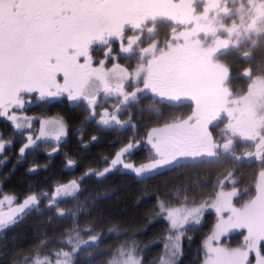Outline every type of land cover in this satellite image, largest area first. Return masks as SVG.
<instances>
[{"label": "snow or ice", "instance_id": "snow-or-ice-1", "mask_svg": "<svg viewBox=\"0 0 264 264\" xmlns=\"http://www.w3.org/2000/svg\"><path fill=\"white\" fill-rule=\"evenodd\" d=\"M264 0H0V120L22 137L18 162L43 148L51 158L69 127L63 117H33L27 108L53 99L81 108L98 131L137 129V113L158 118L144 137L133 135L103 168L89 166L79 179L29 190L20 196L0 188V233L34 213H48L75 227L58 238L41 237L23 264H144L142 249L120 227L107 229L118 241L105 253L104 230L79 225L88 211L64 205L79 199L84 181L117 172L152 179L164 169L195 164L251 161L258 168L253 189L241 194L235 169L220 171L207 196L196 187L154 195L155 212L168 233L158 264H178L183 238L214 211L216 223L201 244V264H264ZM234 64L236 67H234ZM238 72L239 76H234ZM246 88H235L236 80ZM147 103V107L145 104ZM164 109L173 112L164 118ZM186 109V111H181ZM34 122L39 124L33 131ZM79 143L88 147L83 132ZM97 135L90 142L98 141ZM0 134V163L13 146ZM145 159L137 162L136 150ZM77 161L66 160L73 168ZM47 164H32L36 173ZM15 167H13V171ZM229 185H231L229 187ZM239 232L242 243L224 238ZM191 240V237H188ZM22 251V250H18ZM13 264H18L13 261Z\"/></svg>", "mask_w": 264, "mask_h": 264}, {"label": "flooded vegetation", "instance_id": "flooded-vegetation-1", "mask_svg": "<svg viewBox=\"0 0 264 264\" xmlns=\"http://www.w3.org/2000/svg\"><path fill=\"white\" fill-rule=\"evenodd\" d=\"M145 107H147V103L145 104ZM181 111H186V109H182ZM172 112V109H164V118L167 119L168 116L172 114ZM27 115L33 117H63L69 127V135L61 141L59 152H57L51 158L46 156L45 150L43 148L29 152L27 157L23 158L19 162L18 159L14 158L12 155L13 161L15 160L16 162L15 164L19 165L14 166L11 164L9 168L12 174L18 172L27 175V177L37 176V178L40 179L44 185L46 184V187L44 188L48 190H50L53 185L58 182H67L70 179H79L84 170L89 166L103 168L104 164L103 160L101 159L102 157L111 156V154L117 150L121 143L126 142L127 139L133 135H136L137 138L144 137L146 135L147 129L151 126H154L158 122V118L150 115L148 112L145 111L142 115L138 112L137 116L139 118L136 121V130L101 132L98 131L94 124L83 123L86 117V113L83 109L70 106L65 101L59 99H53L47 103L33 104L27 108ZM36 126L39 128V124L34 122L33 131L38 130ZM78 130L83 132L85 141L89 142L88 147L85 148L78 142ZM6 131H12V129L5 121L0 120V134L3 136V133ZM92 135H97L99 137L98 141L95 143L90 142V137ZM20 138L22 140V137ZM15 149L16 147L14 146L12 151L14 152ZM146 155L147 154L143 150L138 149L136 150L133 158L139 162L144 160ZM68 158L77 161L75 167L68 168L66 166V160ZM32 164H40L42 166L47 164V168L45 170L43 167H41L40 171L29 174L28 168ZM13 167H15L14 171ZM51 171H54L53 175L51 174V176H49ZM162 171L163 174L166 173L167 175H173L172 177H175L174 170L164 169ZM157 177H159V175L152 179H143V182H141L142 178H137L134 176V174L129 172L113 173L100 180H97L95 177H90L84 181L79 195L83 193L85 188H87L89 191V188L92 187L91 193L94 196L104 192L102 196L107 197L110 200V198L120 193L121 187H125L127 185L129 188L138 187L142 189L144 185H147L150 181H153L152 186H155L157 184L155 182ZM120 178H125L128 180V182H120ZM109 181L113 182L112 186L114 188L109 187ZM104 183H106L108 186H104L101 189H95L93 187H96L97 185L99 187L104 185ZM172 185L174 186V180L171 182V186ZM172 189H174V187H172ZM116 192L118 193L116 194ZM22 194L23 193H18L20 196H22Z\"/></svg>", "mask_w": 264, "mask_h": 264}, {"label": "rangeland", "instance_id": "rangeland-1", "mask_svg": "<svg viewBox=\"0 0 264 264\" xmlns=\"http://www.w3.org/2000/svg\"><path fill=\"white\" fill-rule=\"evenodd\" d=\"M235 65V64H234ZM239 73L238 72H233V75L234 76H239L238 75ZM234 87L235 88H246V84L244 83V81L241 79V80H236L235 83H234ZM36 128L38 129V126H36ZM3 136L5 139H12L14 141V144L13 146L9 147L6 149L5 153L3 154L7 159H6V162L5 163H0V188L6 190L7 192H15V191H18V193H25L27 191H29L30 189L31 190H40V189H45L44 187H46V184L44 185V183H42V181L40 179L37 178V176H32V177H26V178H23V176H21V178H9L7 179L6 177L9 175L8 174V170L10 171V168L8 166V164L10 163V156H9V153L13 152L12 149L13 147L15 146L16 149L14 150L13 152V156L14 158H17L18 159V148L20 146V142H21V138L19 135H13V131H6L3 133ZM248 163L249 165V168L247 169H244L242 170V168H240V171L239 172V175L236 176V179H237V182H238V188H239V191L241 194L244 193V190L245 188H248L250 191L251 190H254L253 189V178L256 174V172L258 171V168L256 166H254L252 164L251 161H241V162H238V163ZM227 164H220L218 165L217 167H219V169H221L222 171L225 170V168H229L231 167V165L229 166H226ZM19 166V165H18ZM240 166V165H239ZM205 167H202V169L200 170H194V168L192 166H189V167H186V168H179V169H176L174 170V175L177 177L176 179H179L181 181H185L188 186H191V187H196V195L199 197V196H207L209 193L212 192V186L211 184L208 185V187H198L197 185L193 184L194 181H199V183L202 185L205 181H211V182H215V179H216V176H217V172L213 171V172H209L205 169ZM242 170V171H241ZM247 172L248 174L246 175ZM237 173V171H236ZM17 174V173H15ZM243 174V175H242ZM18 175V174H17ZM245 175V176H244ZM163 177H166V174H162ZM173 176V175H172ZM243 176V178H239ZM171 177V176H170ZM239 178V180H238ZM128 182L127 179L125 178H120V182ZM113 182L109 181V187L110 188H114L112 186ZM164 185H166V182L164 183ZM107 187L108 185L106 183H104V185H101L98 187V185L95 187L93 186L95 189L97 188H103V187ZM231 185H229L230 187ZM247 186V187H246ZM128 187V185L126 186V188ZM176 189V188H175ZM184 187H182V190L183 191ZM91 190H92V187L89 188V191L87 188H85V190L83 191V193L81 195H79V199L78 200H75V201H72L70 203H68L65 207L68 208V209H74L76 208L78 205H81V204H84L87 206V209L88 211L85 212L84 214L80 215L79 217V225L80 227H85V226H94L96 227L97 229H101L100 225L102 224L101 223V220L102 218L104 217V213L101 212V207H107L108 206V198L107 197H104L102 196L103 193L101 192L100 194L98 195H93L91 193ZM168 192V191H167ZM118 192H116L117 194ZM160 193H165V192H160ZM175 193V191H174ZM0 194H3V193H0ZM22 194V196H23ZM120 194V195H119ZM117 194L116 196L110 198V199H113V200H116V201H120L121 202V199L122 198H125L124 197V194H121V191L120 193ZM123 202V201H122ZM121 202V203H122ZM106 209V208H105ZM104 210V209H103ZM145 209H143L141 212H139V215H145ZM132 214V212H130ZM141 213V214H140ZM44 217L43 219V223H38L36 228H33L29 233L27 232H23L21 231V228H23V223L22 224H19L18 226H16L15 228L11 229L9 231V233L5 236V234H1L0 235V244L3 243L6 238L5 237H8V239L13 235H19V239H23V238H26V234H30L32 236V238L30 239L31 241L27 242L25 245H23L21 243V241L18 240L13 242L12 243V249H16V251L19 250V248L22 247V252L23 253H26L28 251L31 250V247L32 245L34 244V242H36L38 239H40L41 237L45 236V234L47 235V238L49 240H52L53 238H58L59 237V233H61L64 229H71L73 227H75V222L74 220L72 219L71 216L63 219V220H57L56 219V222L55 224H57L59 226V229H57V231L54 230V228L51 226L53 225V221H55V218H53L52 222L49 223V216H48V213L47 214H44L42 216L41 215H38L37 217ZM157 216V214H156ZM40 218V219H41ZM129 218L124 217V219H119V221L123 222L122 224H119L118 222L116 221H111V224L115 222L116 225L118 226H121L120 229H121V234H123L124 232H126L128 234V236H133L135 235L134 233H136L134 226L135 225H139L138 223L137 224H132L133 222L128 220ZM216 215H215V212L214 211H206L204 217L202 218V222L201 223H205L207 226L205 232H204V238L203 240L211 233L212 231V228L214 226V224L216 223ZM128 220V221H127ZM163 220V219H161ZM58 222V223H57ZM154 225V232L152 234H149L147 233V236H141V237H133L134 240H136L138 242V246L140 249H142L143 251L141 252L142 253H145L147 251L149 252H152V251H156V252H159L161 253L162 255V252H163V244L166 242V236H167V233H168V228H167V223L166 221L163 220V222H155V223H152ZM113 224V226H116ZM20 228V229H19ZM105 229V228H104ZM140 229V228H139ZM195 230V226L190 229L187 233L189 232H192ZM58 235V236H57ZM105 235V234H104ZM107 235V234H106ZM233 233L230 234L229 237L227 238H224V243L233 247L232 246V243L235 245L236 243V240L235 238L232 236ZM57 236V237H55ZM160 239V240H158ZM242 243V238L240 240ZM118 241L116 240V238L112 237V238H105L104 239V243L102 245V247L100 248L102 250V248H106L107 246H115V244L117 243ZM158 242V243H157ZM151 246V247H150ZM237 246V245H235ZM24 247V248H23ZM99 249V250H100ZM160 255V256H161ZM102 258V255L98 256L97 259L95 260V264H102L101 262V259ZM7 258H2L1 261L4 262L6 261ZM159 261V259H158ZM157 261V262H158ZM1 262V263H2ZM84 262V257H81V264H83ZM0 263V264H1ZM106 264V263H105ZM158 264V263H157Z\"/></svg>", "mask_w": 264, "mask_h": 264}, {"label": "trees", "instance_id": "trees-1", "mask_svg": "<svg viewBox=\"0 0 264 264\" xmlns=\"http://www.w3.org/2000/svg\"><path fill=\"white\" fill-rule=\"evenodd\" d=\"M260 47L264 48V38H261ZM234 67H236V65H234ZM12 155H13V152L9 153V156H11L10 157V163L8 164L9 167L11 166V164L14 166L18 165V164H15L16 163L15 160L13 161ZM11 162H13V163H11ZM220 164H225L223 159H221V161L216 162V163L195 164V165H192V167L194 168V170H200V169H202V167L206 166L207 169L206 168L205 169L208 171V173L213 172V171L219 173L220 171H222L221 169H219V167H217ZM229 165H231V167H229L227 169H235V171H237L236 176L239 175L238 171H240V168H242V170L249 168L248 163H244V162L242 164L236 162L234 164H227L226 166H229ZM51 172L49 173V176H51V174L53 175L54 171L52 173ZM245 173H246V175L248 174L247 172H245ZM8 174L9 175L6 177L7 179L13 178L14 176H15L14 178H21V176H23V178L27 177V175H25L23 173L17 172L18 175L12 174L9 170H8ZM164 174H166V173H164ZM176 178H177L176 176L170 177V175H167V174H166V177L159 175V177H157V180H155V182L157 183L155 186H152L153 181H150L147 185H144V187L142 189H140L138 187H132V188H129V187L126 188V186L121 187V194H124V197H125V198L121 199V202L122 201L123 202L121 203L120 201L110 199L107 207H104L105 205L103 207H101V209H102L101 212L104 213V215H103L104 217L101 220L102 224L100 225L101 226L100 228H102L104 230V234H105L104 238H109L108 234H107V229L110 226H113V224L114 225L117 224V223L115 224V222L111 224V221H116L119 224H122L123 222L119 221V219H124V217H126V216H127V218H129L128 220L133 222L132 224H137L138 222L140 223V224L138 223L139 225L134 226L135 229H133V230H135L136 233H134L135 235L130 236V237H137L138 238L141 236H147L148 232H149L148 235L152 234L154 232V230H153L154 225L152 223L163 222V220H161L160 218H158V216H156V212H155L156 200L154 199V195L157 192H167L168 191V193H174V191L175 192L177 190L181 191L182 187L188 186V184L185 181H181V180L176 179ZM239 178L241 179V178H243V176H241ZM239 178H238V180H239ZM173 180H174V186L173 185L171 186V182H173ZM165 182H166V185H164ZM172 187H174V189H172ZM14 193L18 194V191H15ZM143 209L146 210V211L144 210L145 215L141 216V215H139V212H141ZM130 212H132V214ZM44 214H42V216ZM38 215H41V214L34 213L33 215H30L29 217H27L24 220V223L23 224L21 223L23 225V228H21V231L29 233L33 228H36L38 223H41V222L43 223V220L45 218L44 217L41 218L40 216L37 217ZM55 222H56V219H55V221H53L54 224L51 226L54 228L55 231H57V229H59V226L57 224H55ZM205 223H201L200 225L195 226V230L187 233L185 235V237L183 238V242H182L183 243V255L179 259L178 264H201V256H200L201 244H202V241L204 238L203 234H204V232L208 226ZM119 227H121V226H119ZM82 228H84V227H82ZM10 230H8L6 232H2L1 234L2 235L5 234V236H6ZM57 236H55V237H57ZM232 236L236 240L235 245L240 244V242H241L240 240L242 237L240 236L239 232L238 231L233 232ZM188 237H191V240H189ZM5 238H6V240L0 244V263L2 262L1 261L2 258H7V260L2 262L1 264H13V261H17L18 264H23L22 257L25 253H23L22 251H16V249L15 250L12 249V247H14V246H12V243L17 241V240L19 242V240H20L21 243L23 245H25L27 242L31 241L30 239L32 238V236L30 234H26V238L19 239V238H21V237H19V235L18 236L12 235L9 239H8V237H5ZM158 240H160V239H158ZM135 243L138 245V242L136 240H135ZM235 245L232 243L233 247H235ZM113 247L114 246H109V247L107 246L104 249L102 248V250L101 249L98 250V253L108 252ZM19 250H23L22 247L19 248ZM141 255L143 256L144 264H157L158 263L157 261L161 255V253H160V251L159 252L147 251L145 253H142ZM98 256H100V255H98ZM101 259H102L101 260L102 264H105L108 257L106 255H102Z\"/></svg>", "mask_w": 264, "mask_h": 264}]
</instances>
